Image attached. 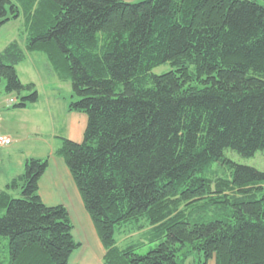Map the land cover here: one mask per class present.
<instances>
[{
	"label": "trees",
	"instance_id": "16d2710c",
	"mask_svg": "<svg viewBox=\"0 0 264 264\" xmlns=\"http://www.w3.org/2000/svg\"><path fill=\"white\" fill-rule=\"evenodd\" d=\"M21 16L25 47L0 51V84L17 96L14 109L38 101L16 71L28 53L71 82L67 111L85 114L87 126L81 143L60 138L53 154L72 176L102 263L264 264V172L225 157L264 150V4L0 0V28ZM166 63L171 70L152 73ZM47 167L26 159L0 191V264H69L79 247L66 208L39 196ZM195 205L198 213L188 210ZM123 228L146 229L157 245L121 248Z\"/></svg>",
	"mask_w": 264,
	"mask_h": 264
},
{
	"label": "rangeland",
	"instance_id": "374dc122",
	"mask_svg": "<svg viewBox=\"0 0 264 264\" xmlns=\"http://www.w3.org/2000/svg\"><path fill=\"white\" fill-rule=\"evenodd\" d=\"M129 3H137L143 0H124ZM260 4H264L262 0H258ZM24 20L22 16L17 20L9 21V24L4 26L0 30V51L10 41H16L21 47H25L26 35L24 33ZM32 58H27L22 64L17 66L16 71L18 73L19 79L23 84H33L35 90L38 94V101L34 105H29L28 110H17L10 117L9 123L5 126L11 129L13 132L17 133L20 137H27V139L22 140L20 144L11 145L10 147L0 149V191L5 190L4 182L5 176L14 174L17 170V166L21 159H23L28 154H34L41 158H46L51 148H58L60 146V138L65 137L71 139V137H66L64 132L65 128V117L68 115H74L75 119L84 116L83 113L78 112H68L67 103L71 100L73 96L71 82L61 81L58 79L56 74L53 72L50 64L47 62L45 56L40 53L34 54ZM171 70L168 63L158 66L152 70L155 75H160ZM4 82L0 84V109L2 108L3 102L7 104L8 108L2 110V114H6L9 111H14L11 105L15 103L13 97L15 94L6 95L3 92ZM16 100V99H15ZM79 115V116H78ZM14 135V133H12ZM32 134V135H31ZM74 138V137H73ZM83 136L79 139H72L76 142H82ZM225 157L230 161L253 167L258 171L264 172V150L257 151L252 157H242L236 152L227 150L225 152ZM34 158V157H33ZM213 171L216 174H222V169L217 167V164ZM213 166V167H214ZM13 197L16 194L11 193ZM199 205L190 206L188 209L193 213H198L196 208ZM196 217V214H194ZM128 227V226H122ZM146 229L129 234L127 228H123L121 231L116 229V239L117 245L121 248L130 245L143 243L141 247L137 249V253L145 254L150 249L157 245L155 243H149L144 234H142ZM75 256L70 259V264L73 263ZM209 264H214L210 261Z\"/></svg>",
	"mask_w": 264,
	"mask_h": 264
},
{
	"label": "crops",
	"instance_id": "0c3cea01",
	"mask_svg": "<svg viewBox=\"0 0 264 264\" xmlns=\"http://www.w3.org/2000/svg\"><path fill=\"white\" fill-rule=\"evenodd\" d=\"M7 24H9V22L3 25L0 28V30ZM11 42L13 41H10L9 43ZM34 54L36 53H28L26 55L25 60L27 58H32L33 60H35L34 56L36 55ZM13 99L15 103L18 102L16 95L15 97H13ZM9 100H7V102L5 100V102H3L2 104V108L0 109V116L2 118L1 132L12 139L11 145H15V144H20V142L22 140L27 139V137H20L17 133L13 132L11 129H8V127L5 126V124L9 123V120L13 118L10 116L13 115L15 112H17V110H22V109L28 110L30 106L21 109H14L13 108V105L15 104L14 103L13 105H11V108L14 111H9L4 115L1 112L5 108H8L6 103H9ZM3 106H5V108H3ZM73 116L74 115H70L68 113V115L65 117V119L66 118L67 119L65 120L64 132L66 133V137H71V139L68 138L69 140H72L74 138L75 139L81 138L87 126V116L86 117L80 116L78 117L79 119H75ZM12 133H14V135ZM77 143H81V142H77ZM56 149L53 147L50 149L48 153L47 156L48 167L38 182L39 196L42 202L46 206L53 207V206L62 205L66 208L68 212L73 227L72 236L74 240L77 243H79V247L71 255V258L72 256H75L72 264H103L102 259L105 253L104 248L97 236L92 221L84 208L80 194L75 186V183L72 179V176L64 160L53 154ZM33 157L41 158L39 156H35L34 154H28L23 159H21V161L17 166L16 172L14 174L12 173L11 175L5 176L4 187H6V185L12 179L22 174L26 159ZM11 193L17 195L19 192L18 190H14ZM69 264H70V260H69Z\"/></svg>",
	"mask_w": 264,
	"mask_h": 264
},
{
	"label": "built area",
	"instance_id": "2783aa9c",
	"mask_svg": "<svg viewBox=\"0 0 264 264\" xmlns=\"http://www.w3.org/2000/svg\"><path fill=\"white\" fill-rule=\"evenodd\" d=\"M1 116H0V149L9 147L12 144V139L1 132Z\"/></svg>",
	"mask_w": 264,
	"mask_h": 264
}]
</instances>
